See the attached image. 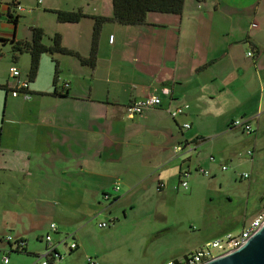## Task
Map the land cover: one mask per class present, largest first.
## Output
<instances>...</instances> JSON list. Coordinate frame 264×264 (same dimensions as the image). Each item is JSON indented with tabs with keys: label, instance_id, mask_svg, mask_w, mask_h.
Segmentation results:
<instances>
[{
	"label": "crops",
	"instance_id": "crops-1",
	"mask_svg": "<svg viewBox=\"0 0 264 264\" xmlns=\"http://www.w3.org/2000/svg\"><path fill=\"white\" fill-rule=\"evenodd\" d=\"M19 2L24 10L14 24L12 0H0V38L12 41L0 46L31 42L39 27L43 43L58 33L76 53L41 55L29 99L12 95L17 79L10 68L28 80L31 57L12 49L11 63L0 57V237L26 242L33 259L25 264L45 252L47 234L60 254L70 236L84 251L91 217L110 227L121 221L119 208L130 216L138 193L179 189L182 180L189 186L191 177L193 188V173L215 167L213 155L205 157L214 139L224 137L221 151L232 156L264 146V0H185L181 14L150 12L146 23L132 26L113 20V0ZM56 11L84 17L62 22ZM98 16L110 20L96 31ZM152 95L160 106L129 114V105ZM234 119L251 124L249 137L231 142ZM1 252L9 254L4 264L21 262L8 245Z\"/></svg>",
	"mask_w": 264,
	"mask_h": 264
},
{
	"label": "rangeland",
	"instance_id": "rangeland-1",
	"mask_svg": "<svg viewBox=\"0 0 264 264\" xmlns=\"http://www.w3.org/2000/svg\"><path fill=\"white\" fill-rule=\"evenodd\" d=\"M1 51V60L11 63L10 43L1 45ZM28 55L25 58H29ZM231 133V142L250 136L241 128ZM262 143L259 145H264ZM210 144L213 151L207 152L205 157L211 160L212 154L215 167L204 168L210 172L208 175L193 173L199 178L193 188L191 177L187 189L181 186L167 188L162 193H138V198L133 199L136 206L130 216L126 219L123 208H119L121 221L110 227L100 228L99 216L91 217L84 227L89 236L84 251L81 248L70 252V236L67 242L59 245L62 258L54 264H166L165 259L173 253L190 254L206 241L217 238L211 237L216 232L225 231L218 237L240 232L245 223L264 209V146L261 149L258 146L256 151L252 145L240 148L232 156L221 151L226 146L224 137ZM251 150H254L253 161L247 152ZM244 174L248 177L244 178ZM70 226L78 228L81 225ZM32 256L10 253L11 258H21L18 264L29 262ZM3 257L0 251V264H4Z\"/></svg>",
	"mask_w": 264,
	"mask_h": 264
},
{
	"label": "trees",
	"instance_id": "trees-1",
	"mask_svg": "<svg viewBox=\"0 0 264 264\" xmlns=\"http://www.w3.org/2000/svg\"><path fill=\"white\" fill-rule=\"evenodd\" d=\"M184 5H185V0H113V7H114V18H113V20L118 22L119 24H122V25H129V26L141 25V24L146 23L148 14L150 12L181 14L183 9H184ZM11 6H13L14 12L9 13V21L16 24L19 20V15H18L17 9H16L17 3L14 1V2H12ZM56 14L58 15L59 21H62V22H76L80 18L84 17V14H82V12H80V11H78V12L56 11ZM94 19H95V30L96 31H97V29H99V27L103 23L110 20L107 17H100V16L95 17ZM32 32H33V36H32L31 42H29V41H23V42L17 41L11 47V49L13 51H16L18 53L26 52L31 57L30 69L28 72L29 85H30V81H33L35 79L37 73H38V67H39L41 55H43L45 53L46 54L59 53V54H67V55L76 54L74 51L67 49V48L62 46L60 34L55 33L52 36L51 44L46 45L45 43H43V39L45 38L46 34L42 28L34 27V28H32ZM6 41H9V40H7L5 38H0V42L2 44H4ZM9 42H12V41H9ZM95 52H96V49L94 47V49L92 50V55L90 56V59L88 62H90V63L93 62L94 57H95ZM2 55H3L2 52H0V57ZM55 94L56 95H62V94H58L57 92ZM152 96H158V95H152ZM158 97H160V96H158ZM141 101H143V100H141ZM135 103H137V102H135ZM135 103H133V104H135ZM161 103H162V101H161ZM133 104H131V105H133ZM160 105L161 104L155 105L152 107H158ZM186 105H183L181 107H184ZM187 106L189 107V105H187ZM188 107H186V108H188ZM149 108H151V107H149ZM185 109H184V111H185ZM171 110H174V109H171ZM137 114H140V113H136V114H134V116ZM180 114H182V113H180ZM180 114H178V115H180ZM178 115L174 116V118H176ZM184 127H185V124H184ZM186 128H189V127H186ZM186 143H188V142H186ZM179 148H181V149H179ZM176 149L180 151L183 149V146L182 145L178 146ZM187 173L188 172H182V175L185 176ZM208 173H209L208 171H204V174H208ZM184 182L187 183L186 186L183 185ZM180 185H182L184 188H187L188 182L186 180H182ZM262 210H264V209H262ZM262 210H260V211H262ZM22 243H23V240H9L8 237H2L1 236L0 237V251H3V248L6 247V245H8L10 252L12 251L15 253L32 254V253L28 252L26 244L23 245ZM202 246L198 247L197 249L201 248ZM72 251L73 250H71V252ZM5 255H8V254H5ZM187 255H189V254H187ZM174 261L177 262V260H174Z\"/></svg>",
	"mask_w": 264,
	"mask_h": 264
},
{
	"label": "built area",
	"instance_id": "built-area-1",
	"mask_svg": "<svg viewBox=\"0 0 264 264\" xmlns=\"http://www.w3.org/2000/svg\"><path fill=\"white\" fill-rule=\"evenodd\" d=\"M17 3V12L18 10H24V7L19 2V0H12V2ZM248 55H253L252 52H249ZM10 73L12 78H16L15 86L12 88V95L19 96L23 94L26 99L31 98V95L26 91L29 88V81L28 80H21V71L16 65H12L10 68ZM161 104V98L158 96H149L143 101H139L133 105L128 107V112L131 116L136 113H141L144 109L159 105ZM188 107L187 105L184 107H178L174 110H170L171 115L174 117L180 113L184 112V109ZM232 127L234 128H241L242 130L246 131L247 133L252 132V126L247 121L241 119H234L232 121ZM185 127H190V124H185ZM181 149V148H179ZM251 155L252 151H248ZM223 168H226L223 166ZM207 173V172H206ZM244 177H247L248 174H244ZM184 186L187 185L186 182L183 183ZM119 188V187H117ZM264 223V210L258 212L249 222L245 223L242 230L237 233H227L223 237L216 238L214 240L206 242L201 248L195 250L193 253L187 255L184 259L180 261H169L166 264H201L215 256L228 253L241 245H243L246 240L256 231L258 230ZM109 224L107 222H101L100 227H107ZM51 229L56 230V224H51ZM9 240H13V236H8ZM45 240L48 244L45 252L40 254L33 264H54L56 260H60L62 258V254L57 251V247L52 243V236L47 234ZM23 245L26 242L23 240ZM77 243L72 242L70 248L76 249ZM4 262H9V256H4Z\"/></svg>",
	"mask_w": 264,
	"mask_h": 264
},
{
	"label": "water",
	"instance_id": "water-1",
	"mask_svg": "<svg viewBox=\"0 0 264 264\" xmlns=\"http://www.w3.org/2000/svg\"><path fill=\"white\" fill-rule=\"evenodd\" d=\"M201 264H264V223L240 247Z\"/></svg>",
	"mask_w": 264,
	"mask_h": 264
}]
</instances>
